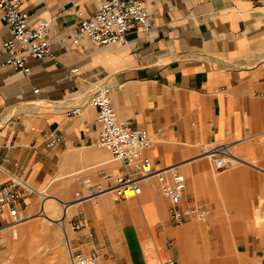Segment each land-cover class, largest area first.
Masks as SVG:
<instances>
[{"label": "crops", "instance_id": "obj_1", "mask_svg": "<svg viewBox=\"0 0 264 264\" xmlns=\"http://www.w3.org/2000/svg\"><path fill=\"white\" fill-rule=\"evenodd\" d=\"M142 1L147 24L134 26L124 44L100 45L86 38L72 44L71 34L101 0H22L30 22L50 19L53 58L28 56L27 74L0 66V183L17 176L48 191L51 212L84 180L110 183L104 175L122 167L95 144L98 123L88 103L95 86L107 85L118 118L151 138L143 154L156 168L179 166L187 181L183 204L205 208L207 219L174 225L156 179L144 178L137 198L105 192L97 209L87 201L70 205L92 233L88 240L85 228L71 230L70 245L97 249L98 264L168 257L189 264L202 235L210 256L229 248L264 264V0ZM8 37L0 21V42ZM7 55L0 46V62ZM73 106L79 113L65 115ZM47 132L60 141L46 146ZM212 140L229 143L238 162L214 171L197 156L199 144ZM33 202L22 192L17 207L25 218ZM7 221L4 210L3 231Z\"/></svg>", "mask_w": 264, "mask_h": 264}, {"label": "built area", "instance_id": "obj_2", "mask_svg": "<svg viewBox=\"0 0 264 264\" xmlns=\"http://www.w3.org/2000/svg\"><path fill=\"white\" fill-rule=\"evenodd\" d=\"M0 21L6 26L9 37L0 42V46L8 51V55L0 62V66H10L13 70L27 74L28 56L36 59L53 58L48 40L49 18H41L30 22L22 0H0ZM148 11L142 0H101L97 10L89 17L81 20L71 34L72 44L86 38L94 44H124L134 26L146 25ZM37 92V88L33 89ZM88 103L95 107V120L98 132L95 144L107 150L121 164V172L104 175L110 183L90 182L84 180L73 198L59 200L61 209L72 202L87 200L92 205L98 204L101 194L112 193L116 199L128 200L137 198L142 193L141 180L154 177L160 194L169 202V218L174 225H179L192 218L204 220L207 217L205 208L184 205L183 195L186 189V176L177 164L156 168L150 157L143 154L145 148L152 146V140L145 129L133 127L124 119L118 118L111 99V88L107 85L95 86L88 96ZM80 107L73 106L65 111V115L79 113ZM46 146H53L60 140L47 132ZM198 157L209 160L216 171L223 170L238 162L232 154L230 144L224 141H207L199 144ZM22 192L34 193L32 185L17 177L0 183V212L6 211V224L15 225L24 219V214L17 204L22 201ZM25 205V204H24ZM66 221L71 230L85 228L87 238L92 233L87 229V220L76 211ZM3 225L0 222V234ZM69 264H98L99 253L91 248L88 252L72 248L63 229ZM79 238V237H78ZM160 264H176V260L168 257Z\"/></svg>", "mask_w": 264, "mask_h": 264}, {"label": "rangeland", "instance_id": "obj_3", "mask_svg": "<svg viewBox=\"0 0 264 264\" xmlns=\"http://www.w3.org/2000/svg\"><path fill=\"white\" fill-rule=\"evenodd\" d=\"M204 160L206 161V159ZM74 190H77V188H72L71 196ZM47 193L49 192L47 191ZM47 193L41 194V198L44 195H48ZM30 195H32V199L34 200L32 211L30 216L24 217V219H31L20 224L9 225V232L5 233L3 231L0 234V264H29V261L35 256V252L37 251L42 252L43 264H69L63 229L71 242L73 241V234L66 221L67 218L61 225L56 221H52L51 223L46 222L39 216L41 213V211L39 212V209L41 210L40 204H42L40 203V196L35 193H30ZM87 203L93 206L91 203ZM55 209L60 213V207L57 206ZM76 211L79 210L77 209ZM192 219L204 222L207 217L204 220ZM71 246L75 248L72 243ZM196 253L197 257L192 258L189 264H260L259 259L254 255L248 257L245 252L236 253L235 250L229 248H226L224 254L220 257L210 256L206 251L202 235H200L196 242ZM108 257L109 255L106 254L105 260ZM100 260H104L103 256L100 257ZM121 261L120 264H122Z\"/></svg>", "mask_w": 264, "mask_h": 264}, {"label": "bare ground", "instance_id": "obj_4", "mask_svg": "<svg viewBox=\"0 0 264 264\" xmlns=\"http://www.w3.org/2000/svg\"><path fill=\"white\" fill-rule=\"evenodd\" d=\"M34 193L36 195L41 196V194L38 193L35 189H34ZM106 193H110V192H106ZM51 201L52 200L49 199V198H45V197L42 198V204H41V210H40L41 213L39 214V216H41L42 219H44L46 222L51 223L52 221H56V222H58L61 225V224H63V221L65 220V218L70 215L68 210H67L70 205L75 204L77 202L87 201V200H82V201H76V202L69 203L65 207V209H61L60 208L63 211V212H61V215H62L61 217H60V215L56 214V213H58L57 209H56V211L51 212ZM99 204H100V200H99L98 204H95L93 206L94 207H98ZM58 217H60V218L58 219ZM7 229H10V227L8 226ZM7 229H5V230H7ZM2 232H3V230H2ZM42 259H43L42 252L41 251L40 252L37 251V252H35V256L29 261V264H43L44 262H43Z\"/></svg>", "mask_w": 264, "mask_h": 264}]
</instances>
